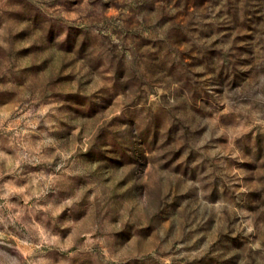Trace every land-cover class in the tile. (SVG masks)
Instances as JSON below:
<instances>
[{"label":"rangeland","instance_id":"374dc122","mask_svg":"<svg viewBox=\"0 0 264 264\" xmlns=\"http://www.w3.org/2000/svg\"><path fill=\"white\" fill-rule=\"evenodd\" d=\"M0 264H264V0H0Z\"/></svg>","mask_w":264,"mask_h":264}]
</instances>
